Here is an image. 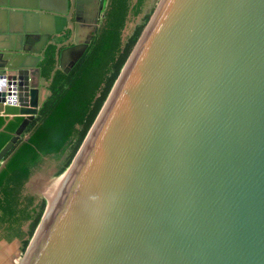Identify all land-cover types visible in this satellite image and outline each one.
Returning <instances> with one entry per match:
<instances>
[{
	"label": "water",
	"instance_id": "obj_1",
	"mask_svg": "<svg viewBox=\"0 0 264 264\" xmlns=\"http://www.w3.org/2000/svg\"><path fill=\"white\" fill-rule=\"evenodd\" d=\"M75 1L0 0V114L22 117L0 168L90 44L62 25ZM151 10L70 164L27 181L44 211L23 250L0 227V264H264V0H144L121 41Z\"/></svg>",
	"mask_w": 264,
	"mask_h": 264
},
{
	"label": "trees",
	"instance_id": "obj_2",
	"mask_svg": "<svg viewBox=\"0 0 264 264\" xmlns=\"http://www.w3.org/2000/svg\"><path fill=\"white\" fill-rule=\"evenodd\" d=\"M107 1L104 20L95 38L69 72L59 69L54 72L50 95L5 154L0 168V227H4L5 239L21 238L22 250L45 206L43 199L34 202L35 196L25 192L27 181L47 160L56 164L55 175L63 173L70 164L152 13V10L147 11L121 41L125 22L142 11L144 0ZM54 63L50 51L42 64V75L46 79ZM21 120V116L6 119L0 114V127L3 126L0 149L10 140ZM26 223V229H22ZM24 234L27 235L25 240Z\"/></svg>",
	"mask_w": 264,
	"mask_h": 264
},
{
	"label": "flooded vegetation",
	"instance_id": "obj_3",
	"mask_svg": "<svg viewBox=\"0 0 264 264\" xmlns=\"http://www.w3.org/2000/svg\"><path fill=\"white\" fill-rule=\"evenodd\" d=\"M107 3H108L107 0L103 1V7L101 10H99V0H90L89 3H81V5L78 7L75 1V5L72 10H71V4L69 3L67 12L65 14H62V16H67L68 14H70L69 18L71 23H69L66 20L65 24L62 25H77V24L84 25L82 26V30L78 32V38H82L83 36H86L91 31V29H95V31L92 33V38L90 41L91 44L96 34L98 33L100 26L103 23L104 13L107 8ZM55 25H59V23L57 24L55 23ZM68 39H69V31L68 29H65L61 31V35L56 39V41L64 43ZM48 41L49 39H47L44 43V45H46V49L44 51V57H46L48 52L52 51L54 58L55 46H53L51 43H48ZM72 42H74V38H72L70 41H67V44H63L62 47L66 45H70ZM40 74L42 75V65H41Z\"/></svg>",
	"mask_w": 264,
	"mask_h": 264
}]
</instances>
